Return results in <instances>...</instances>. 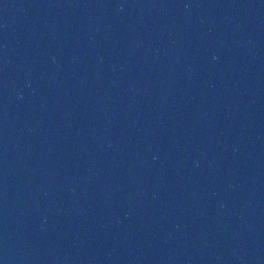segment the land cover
<instances>
[{"label":"water","instance_id":"1","mask_svg":"<svg viewBox=\"0 0 264 264\" xmlns=\"http://www.w3.org/2000/svg\"><path fill=\"white\" fill-rule=\"evenodd\" d=\"M0 264H264V0H0Z\"/></svg>","mask_w":264,"mask_h":264}]
</instances>
